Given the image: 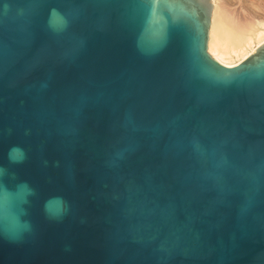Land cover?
I'll use <instances>...</instances> for the list:
<instances>
[{
	"label": "water",
	"instance_id": "1",
	"mask_svg": "<svg viewBox=\"0 0 264 264\" xmlns=\"http://www.w3.org/2000/svg\"><path fill=\"white\" fill-rule=\"evenodd\" d=\"M212 15L0 0V264H264V43Z\"/></svg>",
	"mask_w": 264,
	"mask_h": 264
},
{
	"label": "bare ground",
	"instance_id": "2",
	"mask_svg": "<svg viewBox=\"0 0 264 264\" xmlns=\"http://www.w3.org/2000/svg\"><path fill=\"white\" fill-rule=\"evenodd\" d=\"M211 1L208 53L224 66H235L234 59L250 55L264 43V0H241L244 5L231 9L226 0Z\"/></svg>",
	"mask_w": 264,
	"mask_h": 264
},
{
	"label": "rangeland",
	"instance_id": "3",
	"mask_svg": "<svg viewBox=\"0 0 264 264\" xmlns=\"http://www.w3.org/2000/svg\"><path fill=\"white\" fill-rule=\"evenodd\" d=\"M226 3H228V6H232V7H230V9L231 8H239V7H241L242 5H244V3L241 1V0H226ZM243 3V4H242ZM260 12V11H259ZM254 46H256V45H254ZM253 46V47H254ZM250 49V48H249ZM249 49H248V51H249ZM208 52H209V50H208ZM254 52V51H253ZM210 54V53H209ZM251 54V53H250ZM248 55V54H247ZM247 55H245L244 57H246ZM210 56H212L211 54H210ZM249 56V55H248ZM247 56V57H248ZM213 57V56H212ZM244 57H239V58H236V59H234L233 61H232V64L231 65H234V64H236V63H239L240 61H242L243 60V58Z\"/></svg>",
	"mask_w": 264,
	"mask_h": 264
}]
</instances>
